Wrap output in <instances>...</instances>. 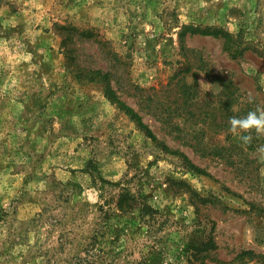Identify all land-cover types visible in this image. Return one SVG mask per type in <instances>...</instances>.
I'll use <instances>...</instances> for the list:
<instances>
[{
	"label": "rangeland",
	"instance_id": "obj_1",
	"mask_svg": "<svg viewBox=\"0 0 264 264\" xmlns=\"http://www.w3.org/2000/svg\"><path fill=\"white\" fill-rule=\"evenodd\" d=\"M257 108L264 0H0V264H264Z\"/></svg>",
	"mask_w": 264,
	"mask_h": 264
},
{
	"label": "trees",
	"instance_id": "obj_2",
	"mask_svg": "<svg viewBox=\"0 0 264 264\" xmlns=\"http://www.w3.org/2000/svg\"><path fill=\"white\" fill-rule=\"evenodd\" d=\"M213 36L216 37H223L225 39L224 41V49L232 54V56H234L236 53L235 52H231V47L233 46L232 44L234 43V37L230 34H224L221 31H217L215 33H211ZM106 76V75H104ZM111 94L114 98V100H116L118 102V104L120 106H122L124 108V110L127 112L128 115H130L132 118H134L137 122L138 127L150 138L152 139L154 142L159 143V140L157 138V136L155 135V133L153 132V130L143 121L142 117L131 107H129L127 104H125L123 101H121L113 91H111ZM162 148L170 153L173 154H178L180 157H182L183 159V163L192 170H195L198 173H204V171L202 169H200L198 166H196L186 155L182 154L179 150H171L169 149V147L167 145H162Z\"/></svg>",
	"mask_w": 264,
	"mask_h": 264
},
{
	"label": "clouds",
	"instance_id": "obj_3",
	"mask_svg": "<svg viewBox=\"0 0 264 264\" xmlns=\"http://www.w3.org/2000/svg\"><path fill=\"white\" fill-rule=\"evenodd\" d=\"M230 131L239 135L242 142L250 143L252 140L251 131L257 133L264 132V108H257L249 111L245 116L229 117ZM248 133V134H242ZM258 151L264 153V146H261Z\"/></svg>",
	"mask_w": 264,
	"mask_h": 264
}]
</instances>
